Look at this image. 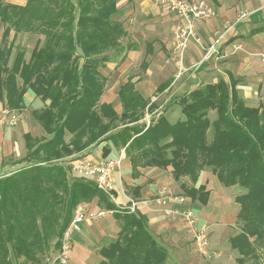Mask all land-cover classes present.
Listing matches in <instances>:
<instances>
[{
    "label": "trees",
    "instance_id": "16d2710c",
    "mask_svg": "<svg viewBox=\"0 0 264 264\" xmlns=\"http://www.w3.org/2000/svg\"><path fill=\"white\" fill-rule=\"evenodd\" d=\"M116 1L26 0L20 6L0 0V100L7 108L22 109L30 89L48 101L31 110L48 137L24 133L25 153L13 161L22 165L0 175V264L20 258L44 264L50 249L58 250L79 202L96 198L114 207L93 182L69 177L64 160L102 141L121 144L133 169L170 166L175 180L187 176L195 182L210 167L222 185L240 187L243 192L234 201L241 229L229 245L238 254L236 264H255V244H264V94L258 106H251L235 79H218L179 97L181 119L169 122L161 113L145 128L138 121L152 107L128 80L118 89L122 112L117 114L99 101L106 81L99 68L110 60L108 51L119 50L124 35L122 23L114 19ZM11 30L42 36L27 59L23 49L11 59ZM107 153L103 147L102 155ZM183 191L192 201L208 200L202 186H183ZM112 216L119 231L98 250L102 259L97 264L165 263L168 248L149 231L145 215L124 211Z\"/></svg>",
    "mask_w": 264,
    "mask_h": 264
},
{
    "label": "crops",
    "instance_id": "0c3cea01",
    "mask_svg": "<svg viewBox=\"0 0 264 264\" xmlns=\"http://www.w3.org/2000/svg\"><path fill=\"white\" fill-rule=\"evenodd\" d=\"M205 1L214 8L215 16L196 21L195 33L200 43L191 41L179 60L171 44L175 24L173 13L156 7L153 0H117L114 19L120 21L124 29V35L119 40L123 53L120 57L117 55V58L111 53L110 60L104 67L99 68L100 74L106 79L99 101L110 104L115 112L120 114L122 105L118 89L128 80L133 83L134 90L147 101V105H151L152 108H146L147 111L158 110L154 108L156 106H165L169 115L172 114V108L178 104L180 96L218 79H235L239 94L246 102L256 97L261 87H264V61L260 57L264 54V0ZM7 3L23 6L26 0L21 3ZM242 11L249 13L247 18L235 24L224 40L207 55V47L212 44L216 33L222 30L224 24L232 23ZM44 103L28 89L23 95L21 111L24 117L13 127L0 124V175L10 172L11 163L8 159L14 160L24 155V133L28 132L34 136L37 134H33V131H36L40 136H46L31 113V110L43 106ZM2 108L6 106L0 101V109ZM161 113L163 111L156 115ZM177 116L170 117L176 120ZM103 147L108 148L107 157L122 156L121 165L114 174L113 196L117 204L131 199L125 189H128V192L132 190V193H135L132 196L137 200L154 190L149 188V191H145L141 186L155 178L158 181V170L161 168L149 166L133 169L123 146L114 145L111 141L89 146L83 153L95 156ZM207 179L213 187L209 189L206 204L198 203L196 213L199 223L208 225L207 232L211 238L213 232L221 231L222 226L233 221L239 205L229 196L235 212L230 213L227 206L223 208L222 200L228 199V196H223V190L219 189L221 183L216 177L209 178L204 170H201L195 185ZM148 186L151 187L152 184ZM234 188L235 186L226 187L231 190L230 193ZM136 211L146 216L149 231L157 241L165 246L166 242L178 246L174 234L166 225L167 217L141 204L135 208ZM106 217L107 215L98 220L86 221L87 223L81 226V231L74 236L69 264H97L102 259L98 250L113 241L119 231V223H114L116 219L113 216L112 219ZM13 264L29 262L20 258Z\"/></svg>",
    "mask_w": 264,
    "mask_h": 264
},
{
    "label": "built area",
    "instance_id": "2783aa9c",
    "mask_svg": "<svg viewBox=\"0 0 264 264\" xmlns=\"http://www.w3.org/2000/svg\"><path fill=\"white\" fill-rule=\"evenodd\" d=\"M153 5L175 15L171 44L177 52L179 60L191 41L200 43L195 33L196 21L210 19L215 16L214 8L205 0H153ZM248 14L247 11H242L232 23L224 24L222 30L216 33L212 44L207 47L206 54L213 52L215 46L224 40L235 24L246 19ZM260 57L264 61V54H261ZM19 118L20 114H10L8 110L0 109V124L11 126ZM121 161L122 156L113 158L98 154L95 156L85 154L76 156L67 163L71 171L92 180L98 189L114 201V174L119 169ZM154 196V199L151 200L160 207L165 217L179 219L184 230L192 239L195 250L199 255L206 258L217 256V253L210 247L207 227L198 222L188 198L183 195H174L165 188L158 190ZM139 204L150 207L151 201L149 199H129L127 206H119L128 212H135V208ZM111 212L95 209L85 202H79L74 207L72 217L60 237V244L54 261L59 264H66L74 245V236L81 231L82 224L86 221L101 219Z\"/></svg>",
    "mask_w": 264,
    "mask_h": 264
},
{
    "label": "rangeland",
    "instance_id": "374dc122",
    "mask_svg": "<svg viewBox=\"0 0 264 264\" xmlns=\"http://www.w3.org/2000/svg\"><path fill=\"white\" fill-rule=\"evenodd\" d=\"M4 1L5 2H13V3L14 2L15 3H21L24 0H4ZM3 29H4V25L0 22V45H1V41H2L1 36H2ZM40 39H42V36L38 35V34H32V33L14 34V32L11 30V32L7 38V41L13 40V42H12L13 43V51H12L11 59L13 58L15 52L17 50H20V49H23L25 51V59H27L29 57L31 49L34 47L35 43ZM111 53H112L113 57L116 56V58H117V55H118V57H120L122 55L123 49L119 48V50H116L115 52H113V50H110L107 52V55L109 56ZM104 65L101 67H104ZM263 94H264V87L263 88L261 87L257 96L254 97L252 100H248L247 104H249L251 106H258L260 104V102L262 101ZM40 101L43 102L41 99H40ZM46 104L47 103H44L43 106ZM43 106H41V107H43ZM41 107L35 108V109H40ZM154 108H157L158 110L147 111V109L145 108V110L143 112V116L141 118L142 121L140 119L138 121V123H144L145 128H147L151 124V122L155 121V119L158 117L156 114H158L159 111H163V114L166 116V118L168 119L169 122H172V121L174 122V120H175L174 118H172L170 116L174 115V117H176L178 114L176 120L181 119L183 117V114L180 111V105L179 104H177L175 107L172 108V111H171L172 114L171 115H169L168 108H166L165 106H161V107L156 106ZM2 109L8 110L10 112V114H13V113L20 114L19 120L14 125L10 126L7 124H2L4 126L13 127L24 117V113L21 111L22 109H10L7 107L2 108ZM17 112H19V113H17ZM208 116H209L210 120H213L215 118L216 114H215L214 109L209 110ZM114 123L119 125L120 121H117ZM33 134H37V135L33 136V137H36L37 139L42 138V137H48L47 135L46 136H40L36 131H33ZM212 134H213V130L210 127L207 131V140L208 141H210V139L212 138ZM83 151L81 153H74L71 156L66 157L64 160L69 161L70 159H72L76 156L85 155L83 153ZM79 154H81V155H79ZM87 154L91 155L89 153H87ZM98 155H102V149L100 150V153ZM14 160H16V159H14ZM14 160H13V158L8 159L9 163H11V165H10L11 167H10L9 171L14 170V169H16L22 165V163L21 164H13ZM127 160H129V159L127 158ZM202 170H204L206 172V175L209 178H211L212 176H215V174L212 172L210 167H204ZM158 172L160 173L158 181H156L157 178H155L154 180L152 179V180H150V182L146 183L145 186H141V188H143L145 191H149V188H153L154 190L153 191L150 190L151 191L150 193L144 195V197L140 198L139 200L149 199V201H151L150 207L153 209V211L157 212L159 214H162L160 207L157 204H155L151 199H154V197H155L154 195L157 193L158 190L165 188L167 191H169L170 193H172L174 195H183L186 198H188V200L192 206V209L195 212L197 220L199 222L196 211H197L198 203H200V202H198L196 200L192 201L191 197L183 191V186H186L188 188H190L192 186H194L196 188L199 186H202L205 188V191H207L208 195H209V189H210V187H213V184H211L210 181L207 179L206 181H203V183H201L199 185H195L198 177H197L195 182L191 181V179L187 176H182L178 180H175L172 176V173H171V167L166 168V170H163L161 168L160 170H158ZM200 172H199V174H200ZM68 174H69V177H74V178L83 177V176L77 175L75 172L71 171V169H70V172ZM199 174H198V176H199ZM83 179L86 181H89L91 183L93 182L92 180H90L86 177H83ZM148 184H152V186L149 187ZM219 189L223 190V192H224L223 196L224 197L228 196V199L225 198V200H222L223 201V208H225L227 206L228 209L230 210V213H234L235 208H234V206H232L233 202L229 196H232V198H234L235 195L243 192V190L240 187H238L237 185H235V188L233 189L232 193H230L231 190L226 189V186H224L222 184H219ZM138 190L139 189L137 188V191ZM125 192H126V194H129L131 196V199L137 200V199H134V197L132 196V195H135V193L134 194L132 193L133 192L132 190H131V192L130 191L128 192V189H125ZM107 198L109 201H111V203L114 206L112 209H108L104 205L98 204L96 198H94L93 200H91L89 202H87V201H83V202L89 204L91 207H93L95 209H103L106 211H112L111 213L108 214L109 216L107 215V217H106V218H110V219H112L111 216L115 212L120 213V212L127 211L123 208H120L119 205H121V206L126 205L127 206L129 204V200H126L127 202H125V203L117 204L115 201L111 200L109 197H107ZM233 215L234 214H232V217H233ZM167 218L168 219H167L166 225H168V228L174 234L173 236H175V242L178 244V246L176 247V244L172 245V243H169V242L165 243L167 248H168L169 256H168V258L164 264H236L235 258L238 256V254L229 245V238L234 236L235 234L239 233V231L241 229V222L239 220H237L236 216L233 218V221L228 222L227 224L222 226L221 231L213 232L211 234V238H210V234L208 233L209 234L208 237H209V241H210V247L213 251H215L217 253V256H214L211 258L203 257L196 252L192 239L186 233L182 223L179 221L178 218H172V217H167ZM84 223L82 225H84ZM114 223L118 224L119 221L116 220V221H114ZM203 225H205V224H203ZM205 226L208 227L207 224ZM255 248H256V254H257V256H256L257 260H256L255 264H264V244H262V243L258 244L257 243V244H255ZM71 251H72V249H71ZM56 254H57V251L50 249V251L47 253V256L44 258L43 263L44 264H59L57 261H54ZM68 261H69V259H68ZM68 261L66 264H69Z\"/></svg>",
    "mask_w": 264,
    "mask_h": 264
}]
</instances>
